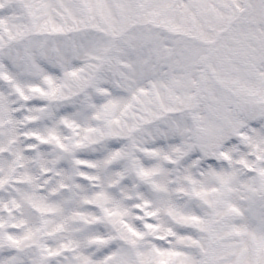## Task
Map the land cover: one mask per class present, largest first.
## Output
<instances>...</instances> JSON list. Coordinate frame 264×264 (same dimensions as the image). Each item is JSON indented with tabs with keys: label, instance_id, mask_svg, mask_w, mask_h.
Here are the masks:
<instances>
[{
	"label": "snow or ice",
	"instance_id": "1",
	"mask_svg": "<svg viewBox=\"0 0 264 264\" xmlns=\"http://www.w3.org/2000/svg\"><path fill=\"white\" fill-rule=\"evenodd\" d=\"M197 7L0 0V264H264V14L190 108L195 74L142 25ZM252 7L212 5L222 36L181 63Z\"/></svg>",
	"mask_w": 264,
	"mask_h": 264
},
{
	"label": "rangeland",
	"instance_id": "2",
	"mask_svg": "<svg viewBox=\"0 0 264 264\" xmlns=\"http://www.w3.org/2000/svg\"><path fill=\"white\" fill-rule=\"evenodd\" d=\"M206 3V4H214V5H227V1L226 0H201V3ZM251 4L252 5H257L259 4V0H251ZM252 11L251 13L248 15L250 16L248 18V22L250 24V26L253 28H251L250 26H247V24H244L243 25L245 26L244 27V30L241 31V29L238 27L237 29L236 28H233L232 29V33L234 34V36H232V34H230L229 38L225 41V44H224V49H229V51L231 50L233 52V49L235 50L234 48V45H238L240 46L239 49L241 50H247L248 47H245L243 48L242 45H245L247 43L246 40L243 41V44L241 45L240 43V38L242 37H245L247 40L251 37H254V33L256 30H258V27H254L251 25L250 22L254 21L256 23H258L259 19H260V16L264 13H262L261 9L259 8H256V7H252L251 8ZM215 12L213 10L212 7H210L209 5V9L207 11L203 10L200 12V16L201 17H204V18H207L208 21L210 20L211 23H214L216 25V20L214 21V15ZM239 14V13H237ZM174 15V14H173ZM171 15V17H175L173 20H172V23L174 24V27L175 29H184L185 26H188V23L187 21L183 20L184 19V16L183 17H178L176 15ZM236 17V14L235 15H231L230 18H235ZM229 18V19H230ZM209 21V22H210ZM242 23V22H241ZM201 30L203 32L207 31L206 29V26H203L201 23H199L197 25V30ZM215 29H216V26H215ZM241 32V33H240ZM222 35V34H221ZM162 38V37H161ZM145 42V40H142L140 43L141 45ZM170 43V42H169ZM253 47H254V44H253V41H250L249 42ZM187 45L188 46V41H181L179 42V46H176L177 47V51L178 52V56L181 58L182 57V52L185 51L184 49V46ZM228 46V47H227ZM142 50L145 52V53H149V50H150V43H144V47L142 46ZM238 50V49H237ZM236 50V51H237ZM238 61V58L236 59V61L232 62V63H228L227 67L225 68L224 71H222V74L225 75V76H229V75H232L234 73H236L237 71V62ZM180 63V59L176 61V64L177 65H181L179 64ZM225 65V64H224ZM182 66V65H181ZM192 67H193V64H192ZM222 70L221 68H219V65H216V69L215 71L219 73V71ZM188 73H191V69L188 68L186 70ZM194 73V72H193ZM208 83H211V82H208ZM211 95V90L209 89V96ZM191 99V95L189 94L188 97H187V100H188V105L190 103V100Z\"/></svg>",
	"mask_w": 264,
	"mask_h": 264
}]
</instances>
